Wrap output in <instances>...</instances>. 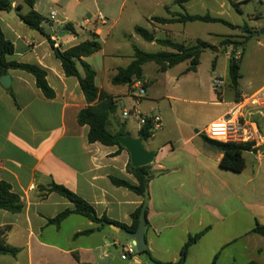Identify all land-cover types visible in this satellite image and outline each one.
Returning a JSON list of instances; mask_svg holds the SVG:
<instances>
[{
  "label": "crops",
  "instance_id": "crops-1",
  "mask_svg": "<svg viewBox=\"0 0 264 264\" xmlns=\"http://www.w3.org/2000/svg\"><path fill=\"white\" fill-rule=\"evenodd\" d=\"M11 2L12 10L21 17L31 10L25 0ZM142 2L146 6L142 16L148 25L144 27L156 38H169L187 45L203 39L194 26L195 21L161 23L153 18H175L185 12L224 18L228 10H236L232 2L238 3L242 13L236 11L252 18L253 24L248 25L259 32L258 40L264 47V26L259 25L264 20V0H135L136 7ZM85 7L83 0H35L34 4V9L45 18L42 27L61 50L93 38L101 43L102 49L84 60L96 70L99 89L115 98L117 111L120 98L129 104L121 116L117 111L110 115L108 128L113 133L122 130L125 136L140 135L142 126L137 118L123 115L133 106L144 114L161 115L162 127L150 138L143 139L146 149L156 152L150 164L153 176L148 194L143 197L113 183L112 177L137 184L136 177L128 170L130 153L118 145L89 142V126L78 122L79 112L88 106L79 79L65 74L60 59L42 33L10 11L0 10V30L14 44V52L6 55V59L40 65L47 71L48 83L55 91L53 98L46 97L35 77L22 69L8 70L10 87L5 88L0 82V180L9 182L24 202L19 213L0 209V230L7 228L0 238L7 245L20 249L16 256L0 254V264H120L115 256L125 264H158L147 254L136 253L123 259L129 238L114 230L111 224L96 223L76 213L68 215L59 225L51 223L50 219L64 210L75 208L71 201L50 191L52 183L67 187L88 201L98 216L106 215L126 226L133 225L132 214L145 200L146 248L160 262H176L188 237L207 229L191 245L186 264H210L216 254H219L217 264H245L251 260L264 264V236L252 232L256 221L264 225V139L257 146V153L245 152L246 168L240 173L222 168V153L210 148L203 139L204 128L227 114L237 99L229 81L234 47L231 52V47L221 45L228 35L212 31L208 34L214 35V39H203L215 45L217 52L226 54L220 69L215 61L216 70L210 77V100L200 98L196 82L191 83L186 78L199 73L200 59L197 68L190 71V65H184L189 60L166 71H160L155 63L160 74L157 82L163 83L166 89L163 97L155 95L145 63L143 80L147 94L137 102L129 84L112 82L118 68L129 65L134 54L128 64L121 66L116 61L120 52L105 48L120 22L125 1L120 4L119 17L112 19L105 14L107 23L97 31L81 27L83 19L78 20L77 13ZM114 7L115 4L111 6ZM52 11L57 13L55 18L51 17ZM136 26L138 24L133 25L134 31ZM151 43L160 45L155 41ZM160 46L158 51H174ZM235 52L242 58L240 95L263 89L264 76L256 80L246 78L244 52ZM99 53L103 57L101 68L90 62ZM181 66L178 75L171 74L173 68ZM78 67L83 74L80 64ZM216 77L224 81L217 91L212 86ZM184 78L189 82L187 92H182L184 97H178L167 86L172 80L176 88ZM163 100H168L169 105L167 102L163 105ZM176 101H183L185 105L198 103L203 110L192 115L184 105L182 110L176 109L173 105ZM244 114L257 123L264 135V103L248 105ZM89 229L93 231L78 235Z\"/></svg>",
  "mask_w": 264,
  "mask_h": 264
},
{
  "label": "trees",
  "instance_id": "trees-1",
  "mask_svg": "<svg viewBox=\"0 0 264 264\" xmlns=\"http://www.w3.org/2000/svg\"><path fill=\"white\" fill-rule=\"evenodd\" d=\"M25 2L31 7V10L22 15L23 21L32 29H35L42 33L50 45L54 49V53L58 59H60L64 72L67 76H75L79 79L81 89L85 95L88 106L83 108L78 114V122L80 125H88V140L89 142H100L104 145H118L121 149H125L117 141L114 140L116 135H127L124 131H119L113 133L108 128V122L110 115L117 111V103L115 98L108 94L107 92L100 90L96 84V70L94 67L86 62L84 58L90 57L102 49L101 43L93 39H88L80 42L79 44L61 50L59 46L56 45V40L52 38V35L48 33L43 27L42 23L45 18L34 9L35 0H25ZM232 5L236 10L242 13L241 8L238 3L232 2ZM11 0H0V10L10 11L12 10ZM154 20L161 23L168 22H182L186 23L188 21H201V22H213V23H223L231 28L241 27L244 29L248 35L244 41H233L229 38L222 40L221 45L228 47L234 45V52L231 54L229 63V81L230 86L235 91L236 100L241 98L240 95V78L241 73V62L242 58L236 55V49L240 46L244 48L248 40L259 32L257 30H252V28L246 23L243 26H236L232 22L226 20L223 17L213 16L209 13L205 14H190L188 12L180 13L175 18H164L155 16ZM67 27L73 29L71 24H67ZM135 32L141 36L145 41L152 42L155 41L160 45L170 47L174 51H157L150 52L140 48L138 45L133 44L134 57L129 65L126 67L118 68L116 75L113 77L112 82L116 85L130 84L134 79L144 77L143 66L147 62H155L159 65L160 71H166L168 68L177 65L183 61L189 60L190 67L188 71L195 70L200 63L201 55L206 49H216V46L203 40L198 39L195 44L187 45L184 43L173 41L169 38H156L154 33L148 28L138 25L135 27ZM226 49V48H225ZM14 52V44L7 40L0 30V77L7 74L10 68L22 69L31 73L36 80L37 86L43 91V93L48 98H53L55 96V91L49 85L47 80V71L38 64H27L20 63L17 61H8L6 55L12 54ZM78 64L81 65L83 69V74H81ZM215 64V60L213 65ZM140 134H142L143 139H148L152 136V124L151 120L147 122L140 129ZM204 142L213 149L218 150L222 153L220 160V166L224 169L239 173L244 171L246 168V158L245 152L252 149L255 146L254 142H238V143H225L217 140L208 138L203 134ZM128 170L136 177L137 184H132L124 179L112 177V181L117 186H124L135 193L145 197L148 194L149 184L152 179L153 173L151 170V165H145L141 167H134L131 162L128 164ZM50 191L56 192L61 196L65 197L71 201L75 208L74 210L66 209L58 216L50 219L51 223L59 225L68 215L76 213L82 215L93 222L100 224H116L122 227H126L130 231H135L139 224V216L141 208H137L133 214V225L126 226L125 224L119 223L108 218L106 215L98 216L95 208L81 196L71 191L67 187L52 183ZM146 201L144 200V205ZM24 207V202L19 194L13 191L12 185L4 180H0V209H5L13 213H19ZM7 229V228H5ZM4 229V230H5ZM4 230H0V237ZM93 229L85 230L79 234H88L92 232ZM207 229L202 230L198 233L192 234L188 237L186 242L180 251V257L176 262L163 263L154 259L148 248L142 252H136L138 254H147L150 259L158 264H186L189 249L192 244L197 242L205 233ZM252 232H256L264 236V225L259 221H256ZM19 248L7 245L2 238H0V254H8L16 256L19 252ZM77 256V255H76ZM219 254H216L213 261L210 264H217ZM79 258V257H78ZM89 264V263H80ZM235 264V263H231ZM245 264H259L255 260H251Z\"/></svg>",
  "mask_w": 264,
  "mask_h": 264
},
{
  "label": "rangeland",
  "instance_id": "rangeland-1",
  "mask_svg": "<svg viewBox=\"0 0 264 264\" xmlns=\"http://www.w3.org/2000/svg\"><path fill=\"white\" fill-rule=\"evenodd\" d=\"M86 4V7L80 9L77 13L78 20H82L86 17H91L92 15L96 14L97 12H103L106 15H110L112 19L119 17V7L122 2L125 1V8L123 13L120 16V22L116 29L113 31V34L109 38L107 44H105V48L110 52L113 50H117L120 52V55L116 57V61L121 65L124 66L129 63L131 60V56L134 54L133 44L138 45L140 48L146 51H158L161 49L160 45L152 44L151 42L145 41L141 36L137 35L134 31L133 25L138 24L142 26L147 25L146 19L142 16L146 12L145 2L138 7L135 5V0H83ZM115 4V7L112 9L111 6ZM150 4V3H149ZM114 11V12H112ZM165 13V12H162ZM163 15V14H162ZM172 17V16H171ZM224 18L228 21L233 22L234 24H238L236 26H243L244 24H253L252 18H250L247 13L239 14L235 9L228 10L224 16ZM194 26L197 27L198 33L203 39L210 40L214 39L215 36H210L209 32H217L223 35H228V37L233 41H244L247 37V33L244 32V29L241 27L231 28L228 25L223 23H213V22H201L195 21ZM260 26H264V20L260 22ZM134 34V36H133ZM258 34H255L252 38L248 40L245 44L244 48L242 46L238 47L236 51H240V54L244 52L243 55V71L246 75V78H250L251 80H256L258 78H262L264 76V47L261 46V43L258 40ZM262 39V38H260ZM264 40V38H263ZM231 47V52L234 45L229 46ZM226 54L224 51L217 52L216 49H206L201 56V67L198 74L194 73L189 75L186 78L191 80V83L196 82L197 85L196 89L198 90L199 94L202 95L206 100H210L211 98V84H210V77L216 68L213 65L214 60H217V64L219 65V69L222 66V62L224 61ZM94 65L98 68L102 67L103 64V57L102 54L99 53L93 59H90ZM189 64L190 62L186 61L184 65ZM182 65V66H184ZM155 62H147L146 64V73L147 76L151 79L152 84L154 85V93L158 97H163L165 95L166 89L164 84L161 82H157V79L160 78V74L156 70ZM181 67H175L171 70V74L178 75V71L182 69ZM184 78L176 88L173 87L172 80H170L168 84V88L170 91L174 93V95L178 97H184L182 92H187V86L189 85L188 79ZM114 87L116 85L112 84ZM188 99H199V97H192L187 96ZM167 102L169 105V101L163 100V105ZM173 105L178 110H182L183 105L186 106L188 112H191L192 115H196L198 112H202L203 108L198 103H188L185 105L183 101H176L173 102ZM129 106L127 100L121 99L119 100V109L117 111V115H122V110ZM233 172V171H232ZM240 173V172H239ZM130 242V239H128ZM122 248L119 249L121 253ZM119 253V254H120ZM124 254V253H123ZM135 255V254H133ZM131 257L132 255H128ZM116 257V261L120 264H125L119 257ZM129 259V258H128ZM221 264V263H219Z\"/></svg>",
  "mask_w": 264,
  "mask_h": 264
},
{
  "label": "built area",
  "instance_id": "built-area-1",
  "mask_svg": "<svg viewBox=\"0 0 264 264\" xmlns=\"http://www.w3.org/2000/svg\"><path fill=\"white\" fill-rule=\"evenodd\" d=\"M56 11H52L51 17L55 18ZM107 17L103 12H97L91 17H86L81 23L83 28H93V30H100L101 26L106 25ZM224 84L223 79L214 78L212 86L217 91ZM130 91L135 97L137 102L147 94V88L143 79L137 78L129 84ZM264 103V88L257 91L254 94L243 95L239 100L233 102L231 108L224 116L217 118L208 124L202 131L205 136L210 139L217 140L225 143H238V142H254L255 146H258L264 139V135L258 128L255 121L248 119L245 114V108L250 104H262ZM125 117L134 115L141 126H143L147 120H151L152 134L160 129L163 125L162 117L158 113L144 114L136 106L126 109L123 112ZM137 248L134 241H130L129 244L124 246L123 259H127L128 255L136 254Z\"/></svg>",
  "mask_w": 264,
  "mask_h": 264
},
{
  "label": "water",
  "instance_id": "water-1",
  "mask_svg": "<svg viewBox=\"0 0 264 264\" xmlns=\"http://www.w3.org/2000/svg\"><path fill=\"white\" fill-rule=\"evenodd\" d=\"M10 12L16 17L22 18L15 10H10ZM0 82L5 88L10 87V75L5 74L4 76H2L0 78ZM114 140L128 150V152L130 153L131 163L134 167L149 165L155 159L156 152L146 149L142 134H140L138 137L116 135L114 137ZM257 150V146H254L252 149L248 150V152L257 153ZM111 226L114 230L122 232L130 240L134 241L138 252H142L146 249V205H143L141 208L139 224L135 231H130L126 227H122L116 224H111Z\"/></svg>",
  "mask_w": 264,
  "mask_h": 264
}]
</instances>
